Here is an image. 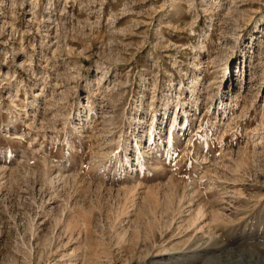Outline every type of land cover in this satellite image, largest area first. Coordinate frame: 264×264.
Wrapping results in <instances>:
<instances>
[{
	"label": "rangeland",
	"instance_id": "1",
	"mask_svg": "<svg viewBox=\"0 0 264 264\" xmlns=\"http://www.w3.org/2000/svg\"><path fill=\"white\" fill-rule=\"evenodd\" d=\"M0 264H264V0H0Z\"/></svg>",
	"mask_w": 264,
	"mask_h": 264
},
{
	"label": "bare ground",
	"instance_id": "2",
	"mask_svg": "<svg viewBox=\"0 0 264 264\" xmlns=\"http://www.w3.org/2000/svg\"><path fill=\"white\" fill-rule=\"evenodd\" d=\"M184 104H182V106H183ZM182 109V108H181ZM180 110V109H179ZM178 123V119H177V116H174V124H175V126H179V124H177ZM174 128V127H173ZM173 130V129H172ZM250 136V135H249ZM138 139V138H137ZM141 142V141H140ZM137 145V144H136ZM207 242V241H206Z\"/></svg>",
	"mask_w": 264,
	"mask_h": 264
}]
</instances>
